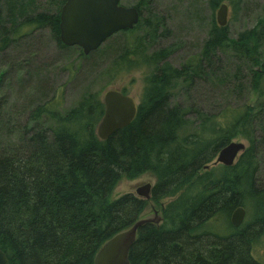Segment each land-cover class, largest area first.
Segmentation results:
<instances>
[{
    "label": "trees",
    "instance_id": "trees-1",
    "mask_svg": "<svg viewBox=\"0 0 264 264\" xmlns=\"http://www.w3.org/2000/svg\"><path fill=\"white\" fill-rule=\"evenodd\" d=\"M65 1L50 11L0 0V53L47 29L59 50L79 51L64 68L72 78L110 60L105 77L142 69L144 86L133 121L106 140L96 134L104 112L98 92L86 91L61 109L62 94L53 91L30 111L19 148L0 154V250L8 264H94L103 242L131 226L147 204L132 194L112 199L115 187L122 178L144 174L155 179L151 202L175 199L159 208L158 225L138 229L129 264H260L253 246L264 238V188L256 178L258 152L264 150V17L235 37L212 18L199 54L175 67L169 61L172 48L147 53L169 32L150 0L134 5L137 10L141 2L150 5L145 18L139 9L132 29L115 33L88 55L59 39ZM222 1L209 0L211 12ZM197 82L223 89L225 99H248L215 114L174 102L177 87L192 90ZM46 86L42 82L41 89L48 91ZM187 114L195 116L193 131L187 130ZM237 137L248 144L236 163L203 170ZM237 207L247 209L250 219L229 227L225 236L207 230L217 217L227 221Z\"/></svg>",
    "mask_w": 264,
    "mask_h": 264
},
{
    "label": "rangeland",
    "instance_id": "rangeland-1",
    "mask_svg": "<svg viewBox=\"0 0 264 264\" xmlns=\"http://www.w3.org/2000/svg\"><path fill=\"white\" fill-rule=\"evenodd\" d=\"M21 1L28 6L32 4L41 9L46 7L50 11H56L59 5L58 0H52L53 3L50 0ZM139 2L140 0H121V4L127 7H134ZM208 2L209 0H150L156 13L165 17L169 32L166 37H161L155 45L149 47L147 53L152 54L160 48L170 47L172 54L169 61L175 67L181 65L189 56L199 54L212 18L216 20L217 9L211 12ZM235 2L238 0H223L220 3L228 7L226 26L231 37L252 28L264 17L262 9L264 0H240L236 9L233 10ZM150 8V5L141 2L139 9L143 12L142 18L147 16ZM142 33L143 30L138 35ZM128 35L125 37H129ZM103 46L102 44L100 49ZM78 53V50L64 52L59 50L47 29L35 30L17 39L3 53H0V154L4 153V150L16 152L19 148L18 135L26 124L30 111L36 105L46 102L53 91L62 94L61 109L73 106L86 91L98 92L102 95L105 90L111 88L125 89L127 95L133 97L137 104L139 103L146 70L141 69L109 79L104 75L108 69L109 60L95 63L93 67L81 70L75 78H72L64 68L68 62L76 60ZM42 82H47L48 91L41 89ZM109 82H112L111 86L108 85ZM185 90L184 87L176 88L173 93L174 102L185 107L194 104L205 113L215 114L225 106H238L241 101L248 99V96L240 98L232 96L225 99V95L220 93L223 89L214 90L208 83L203 82H197L192 90ZM250 99H253V94L250 95ZM186 118L190 123L187 130L193 131L195 116L187 114ZM232 142L243 143L245 147L248 144L240 137ZM258 154L257 184L264 188V150H260ZM215 159L216 157L213 161ZM212 162L209 164L210 169L220 167V165L212 167ZM147 183L152 187L155 183V179L149 174H144L134 180L122 178L112 193V199L124 194L138 197L136 189ZM173 199L163 200L161 204L148 200L141 217L152 214L153 210H157L162 216L159 208L164 207ZM244 212V219L247 221L250 219V212L247 209ZM230 216L227 221L224 217L215 218L208 224L209 226H206L209 227L207 230L222 236L227 235L230 228L233 230L229 222ZM253 255L260 264H264V238L253 246Z\"/></svg>",
    "mask_w": 264,
    "mask_h": 264
},
{
    "label": "water",
    "instance_id": "water-1",
    "mask_svg": "<svg viewBox=\"0 0 264 264\" xmlns=\"http://www.w3.org/2000/svg\"><path fill=\"white\" fill-rule=\"evenodd\" d=\"M228 7L222 3L216 11V23L226 27ZM139 20L135 7L120 5V0H66L60 9L59 39L67 47H78L84 55L96 51L115 33L132 29ZM104 112L96 127L100 140H106L114 132L129 125L135 118L137 103L130 95L118 89H107L102 93ZM245 149L239 142H230L223 147L212 165L231 166ZM209 165L205 166V169ZM151 185L145 184L136 189V195L144 200L150 199ZM244 209L237 207L230 216V224L238 228L244 219ZM162 218L158 211L138 218L131 226L120 230L107 239L95 253L94 264H129L128 254L133 246L138 229L144 224H156ZM0 264H8L5 254L0 250Z\"/></svg>",
    "mask_w": 264,
    "mask_h": 264
},
{
    "label": "flooded vegetation",
    "instance_id": "flooded-vegetation-1",
    "mask_svg": "<svg viewBox=\"0 0 264 264\" xmlns=\"http://www.w3.org/2000/svg\"><path fill=\"white\" fill-rule=\"evenodd\" d=\"M120 5H122V4H121V2H120ZM214 166H216V165H212V167H214ZM222 166H223V165H222ZM209 169H210V167H209V168H207V169H205V167H204V169H203V170H205V171H206V170H209ZM149 200H150V199H149ZM147 201H148V200H147ZM153 211H154V210H153ZM156 211H157V210H156Z\"/></svg>",
    "mask_w": 264,
    "mask_h": 264
}]
</instances>
